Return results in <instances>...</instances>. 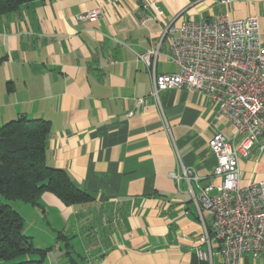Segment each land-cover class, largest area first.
Instances as JSON below:
<instances>
[{
	"label": "crops",
	"instance_id": "crops-1",
	"mask_svg": "<svg viewBox=\"0 0 264 264\" xmlns=\"http://www.w3.org/2000/svg\"><path fill=\"white\" fill-rule=\"evenodd\" d=\"M224 1L36 0L0 16V126L48 121V166L93 198L67 206L46 192L41 206H12L23 233L48 251L44 263L59 264V250L60 264H225L216 242L200 240L189 188L221 183L209 142L218 133L233 141L236 129L218 105L183 88L160 94L168 131L137 59L160 45L157 73H176L167 27L222 15L257 17L264 45V0ZM97 10V20H78ZM182 165L200 181L173 179ZM239 169L242 186L264 181V147L240 157ZM242 264H264V253L244 254Z\"/></svg>",
	"mask_w": 264,
	"mask_h": 264
},
{
	"label": "built area",
	"instance_id": "built-area-1",
	"mask_svg": "<svg viewBox=\"0 0 264 264\" xmlns=\"http://www.w3.org/2000/svg\"><path fill=\"white\" fill-rule=\"evenodd\" d=\"M100 16L97 10L78 20H97ZM164 36L171 40L169 59L177 67L176 73H157L160 45L138 54L137 59L149 70L150 95L161 110L167 130L170 126L160 94L183 88L218 105L219 115L236 129L233 141L218 133L209 142L218 161L214 175L221 183L200 188L197 194L191 186L189 191L203 229L201 242L209 247L216 242L225 264H242L244 254L257 257L264 253V181L242 186L239 169L240 157H247L257 144L264 147V45L259 20L255 16L230 19L227 15L215 20L187 19L178 28L168 26ZM171 177L178 183L182 179L188 183L200 181L183 165ZM199 256L211 259L212 255L199 251Z\"/></svg>",
	"mask_w": 264,
	"mask_h": 264
},
{
	"label": "trees",
	"instance_id": "trees-1",
	"mask_svg": "<svg viewBox=\"0 0 264 264\" xmlns=\"http://www.w3.org/2000/svg\"><path fill=\"white\" fill-rule=\"evenodd\" d=\"M36 0H0V16ZM50 123L19 118L0 126V194L10 202L41 206L44 193L59 197L67 206L86 204L91 195L78 188L61 169L48 166L46 146ZM23 217L0 199V260L11 264H44L47 250L36 248L23 233ZM30 256L31 260H21Z\"/></svg>",
	"mask_w": 264,
	"mask_h": 264
},
{
	"label": "rangeland",
	"instance_id": "rangeland-1",
	"mask_svg": "<svg viewBox=\"0 0 264 264\" xmlns=\"http://www.w3.org/2000/svg\"><path fill=\"white\" fill-rule=\"evenodd\" d=\"M138 2H140V0H137ZM0 199L2 200V203H5V204H10L11 206H14L17 202H10V201H7L6 199H4L1 194H0ZM20 203V202H19ZM52 220V219H51ZM51 251L54 250V247H51ZM75 257L76 258H79L78 256H81L80 258H86L87 256V253H86V250L85 248L82 246H77L76 249H75ZM66 252H60L59 250L57 251H53V257L55 258V260L60 264L62 261H63V255H65ZM47 257V255H46ZM32 257L30 256H24V257H21L18 261H21V260H31ZM0 264H11V262L9 261H3V260H0ZM44 264H49L48 260H46V262Z\"/></svg>",
	"mask_w": 264,
	"mask_h": 264
}]
</instances>
